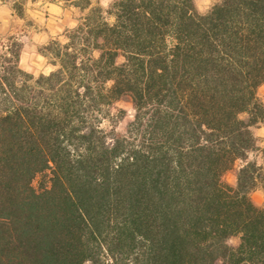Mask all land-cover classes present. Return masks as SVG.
I'll return each instance as SVG.
<instances>
[{
  "label": "trees",
  "instance_id": "1",
  "mask_svg": "<svg viewBox=\"0 0 264 264\" xmlns=\"http://www.w3.org/2000/svg\"><path fill=\"white\" fill-rule=\"evenodd\" d=\"M45 1L86 14L47 75L0 52V264H264V0Z\"/></svg>",
  "mask_w": 264,
  "mask_h": 264
},
{
  "label": "rangeland",
  "instance_id": "2",
  "mask_svg": "<svg viewBox=\"0 0 264 264\" xmlns=\"http://www.w3.org/2000/svg\"><path fill=\"white\" fill-rule=\"evenodd\" d=\"M47 2L48 1H45V3ZM17 8L20 12V15L23 16V10L19 7V5H17ZM36 11L42 12V16L39 19L29 20L24 25L15 27L10 26L8 30L0 34V52L5 48V46L10 44L12 40H18L22 42L23 48L19 65L24 71H27L33 74L35 77H38L35 75L36 72H39V75H41L45 74V71L47 70V74H49L56 69V67L50 62L49 58L43 55V53L41 52V50H43V47L52 40L65 42L66 33L73 27H71L72 24L69 23V26H66L65 29H63L61 25L56 24L53 21H49L48 19L55 20V18L53 17L57 14L49 10L44 5H41L36 9ZM85 14L86 11L82 13L81 17H83ZM25 63L29 68L32 69V71L26 70V68L24 67ZM259 99L264 103V100H262L261 97H259ZM134 115L135 108L132 102L126 100L116 101L111 107L110 118L105 119L102 126L107 131L114 130L116 133L124 134L127 131L129 123L134 119ZM261 128H264V125H258L253 127L252 129L256 136L257 147L259 149L264 148V137L256 135V132ZM249 159L261 160L260 151L252 152ZM242 164L243 161L238 160L235 164L234 169L226 174V180L230 184H236L237 171L242 166ZM40 183L41 177H38L34 181L33 185L38 188ZM258 192L264 193V188L256 190L252 194V197L257 204L264 205V196L256 195V193Z\"/></svg>",
  "mask_w": 264,
  "mask_h": 264
},
{
  "label": "clouds",
  "instance_id": "3",
  "mask_svg": "<svg viewBox=\"0 0 264 264\" xmlns=\"http://www.w3.org/2000/svg\"><path fill=\"white\" fill-rule=\"evenodd\" d=\"M63 2V0H61ZM116 0H92V6H99L102 9V15L109 25L116 23V16L109 15L108 10ZM196 10L201 16H206L211 13L214 7L222 3V0H193ZM17 5L23 10V16L20 15ZM41 5L56 12L57 6L53 4H46L45 0H0V34L9 29L10 26L15 27L24 25L29 20L39 19L42 16V12L36 11ZM71 27H76V23L73 22ZM24 67L28 71H32L31 68L25 63ZM39 72L35 75L39 76ZM47 74V70L45 71ZM257 95L264 100V84L259 87ZM242 119L243 116L241 115ZM256 135L264 137V128H261L256 132ZM256 195L264 196V193H256Z\"/></svg>",
  "mask_w": 264,
  "mask_h": 264
},
{
  "label": "crops",
  "instance_id": "4",
  "mask_svg": "<svg viewBox=\"0 0 264 264\" xmlns=\"http://www.w3.org/2000/svg\"><path fill=\"white\" fill-rule=\"evenodd\" d=\"M46 4H53L57 6V11L54 12L57 15H55L53 19H48L49 21H53L56 24L61 25L63 29H65L66 26H69V23L75 22L76 24L80 21V17L82 15V11L78 8H67L65 7L62 3H52V2H47ZM49 9V8H48ZM51 10V9H49ZM63 25V26H62Z\"/></svg>",
  "mask_w": 264,
  "mask_h": 264
}]
</instances>
